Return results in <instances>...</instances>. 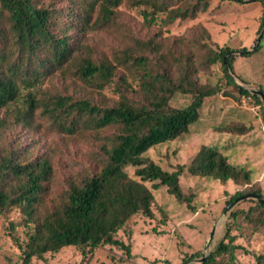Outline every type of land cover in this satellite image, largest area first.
I'll list each match as a JSON object with an SVG mask.
<instances>
[{"label":"trees","instance_id":"obj_1","mask_svg":"<svg viewBox=\"0 0 264 264\" xmlns=\"http://www.w3.org/2000/svg\"><path fill=\"white\" fill-rule=\"evenodd\" d=\"M68 1L72 6L68 12H63L55 5L45 7L39 0H0V107L18 98L19 82L27 89V109L21 116L24 121L37 109L58 131L70 135L90 131L94 137L105 138L98 168L85 177L67 179L63 195L52 199L47 196L52 180L51 160L47 156L23 157L21 152L10 150L0 159V212L17 207L25 222L27 243L22 264L69 246L84 250L110 245L130 255L128 245L116 238V232L136 214L153 217L152 190L166 187L177 199L184 198L179 185L183 168L163 170L145 153L153 146L186 134L189 127L200 120L204 99L218 90L199 83L195 77L199 64L191 55L176 56L170 62L154 39L141 45L156 54V61L162 64L146 54L130 56L125 53L127 57L114 67L111 63L96 62L76 53V44L69 35L72 29L84 31L90 27L95 15L105 20L122 4L148 6L151 11L144 13L145 20L156 23V15L162 13L168 25L176 20L195 18L208 9L211 0ZM200 36L210 41L205 29H201ZM198 48L204 50L201 65L210 67L220 62L227 86L239 96L250 97L262 106L260 96L236 84L230 76L228 68L236 75L235 56L230 47L215 45L211 48L203 42L198 43ZM263 49L264 31L251 51L242 48L241 52H247L241 53L240 58H255ZM120 65L127 66L130 75L139 80V88L131 95L124 75L114 80ZM170 65L176 69L173 74L168 68ZM73 66H76L74 78L86 86L102 90L115 85L118 100L110 106H101L86 97L56 95L36 99L32 89L42 77L55 70L69 72ZM260 67L261 83L253 88H257L264 99V58ZM177 94L185 96L187 103L172 107L169 101ZM138 95L142 98H133ZM109 128L112 130L107 135L105 132ZM235 130L229 128V131ZM129 169H133L132 174ZM187 171L199 178L245 187L244 191L232 195L226 205L248 194L264 198L256 184L251 185L255 170L233 163L229 154L218 146H201ZM147 183H151V188ZM231 216L242 217L264 232L263 203L255 202V207L246 212L235 210ZM225 237L229 238L228 243L222 239L201 264H215L217 256L232 252L230 225L226 227ZM186 261L183 259L181 264ZM256 264H264V254L256 256Z\"/></svg>","mask_w":264,"mask_h":264},{"label":"rangeland","instance_id":"obj_2","mask_svg":"<svg viewBox=\"0 0 264 264\" xmlns=\"http://www.w3.org/2000/svg\"><path fill=\"white\" fill-rule=\"evenodd\" d=\"M39 1L45 7L62 8L63 12H68L72 6L68 0ZM150 11L148 6L122 4L105 20L95 15L90 27L84 31L72 29L69 35L76 44V53L96 62L111 63L114 67L118 62L122 63L120 59L127 57L125 53L130 56L146 54L156 61V54L141 45L154 39L170 62L176 56L191 55L199 64L195 74L199 83L218 89L204 99L200 120L190 126L186 134L153 146L145 153L163 170L170 172L177 167L183 168L179 185L184 198L177 199L166 187L152 190L153 217L136 214L116 232V238L128 245L130 255L110 245L84 250L69 246L45 253L41 259L32 258L29 264H181L183 259L187 260L184 264H199L198 259L203 254L211 255L222 239L228 243L229 238L225 237L227 225H230L233 249L217 256L215 264H256V256L264 254L263 230L242 217L231 216L235 210H250L256 201L242 200L227 210L226 202L245 187L199 178L187 171L201 146H218L229 154L233 163L255 170L251 185L256 184L255 187L264 194V105L256 104L250 97L239 96L228 87L220 62L210 67L201 65L204 50L198 48V43L203 42L211 48L215 45L230 47L235 56V83L250 92L258 90L253 87L261 83L258 74L264 49L255 58L242 59L240 52L242 48L251 50L260 34L264 0H211L208 9L195 18L176 20L168 25L164 23L162 13L156 15V23L145 20L144 13ZM64 19L62 17L61 21ZM201 29L209 33L210 41L200 36ZM168 68L172 74L173 69L176 71L171 65ZM69 69L65 73L51 71L42 77L32 89L36 99L56 95L86 97L101 106H110L118 100L115 85L97 90L74 78L76 66ZM119 75L126 77L130 95L139 88L138 78L130 75L127 66L118 67L115 81ZM17 85L18 98L0 107V159L10 150L21 152L23 157L47 156L52 166L48 199L62 196L67 179L85 177L98 168L105 138L94 137L90 131L74 135L58 131L37 109L24 121L21 116L27 109V89L19 82ZM133 98L141 99L142 96ZM186 103L187 98L178 94L169 101L172 107ZM229 128L236 130L229 131ZM111 130L109 128L105 133L108 135ZM128 172L132 174L133 169ZM146 185L151 188V183ZM187 197L190 199H185ZM24 223L17 207L0 212V264H22L27 243ZM212 232L210 244L205 249Z\"/></svg>","mask_w":264,"mask_h":264},{"label":"water","instance_id":"obj_3","mask_svg":"<svg viewBox=\"0 0 264 264\" xmlns=\"http://www.w3.org/2000/svg\"><path fill=\"white\" fill-rule=\"evenodd\" d=\"M263 31H264V18H263L262 28H261L260 34H259V36L257 37L256 42H255V44L253 45V47L251 48V50H252V49L258 44L259 39H260V37H261ZM251 50H247V51H251ZM247 51H242V52H240V54L243 53V52H247ZM228 72H229L230 76L234 79V78H235V75L233 74L232 70L228 68ZM251 92L254 93V94H256V95H258V96H260L261 101H262V103H263V105H264V99H263V95H262V93H261L259 90H252ZM246 199H252V200H255L256 202H259V203H263V204H264V198H261V197H259V196L253 195V194H248V195H245V196L239 197V198L235 199L233 202H231V203L229 204V206L227 207V210L231 209L234 205H236V204L239 203L240 201H242V200H246ZM212 236H213V232H212V233L210 234V236H209V242L206 244L205 249H207L208 245L210 244V241H211V239H212ZM207 257H208V255L203 254V255L198 259V263L201 264L202 262H204V260H205Z\"/></svg>","mask_w":264,"mask_h":264}]
</instances>
